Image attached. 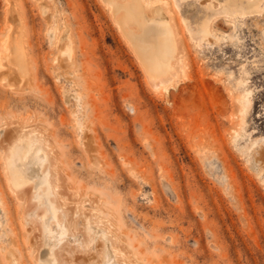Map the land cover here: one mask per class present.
Instances as JSON below:
<instances>
[{"label": "rangeland", "instance_id": "374dc122", "mask_svg": "<svg viewBox=\"0 0 264 264\" xmlns=\"http://www.w3.org/2000/svg\"><path fill=\"white\" fill-rule=\"evenodd\" d=\"M148 1L175 33L167 88L105 0H0V264L47 253L45 205L9 178L20 138L47 154L58 264H104L108 241L118 264H264V0ZM204 11L202 38L185 20ZM11 30L23 74L1 57Z\"/></svg>", "mask_w": 264, "mask_h": 264}, {"label": "bare ground", "instance_id": "6f19581e", "mask_svg": "<svg viewBox=\"0 0 264 264\" xmlns=\"http://www.w3.org/2000/svg\"><path fill=\"white\" fill-rule=\"evenodd\" d=\"M105 1L111 6L113 12L116 13V20L123 30L126 39L134 49V53H136L152 85L167 88L168 81L175 74V71H172V69H174L177 63L175 49H178V47L176 48L175 33L168 13L157 3H152L150 6L149 4L151 3L148 0ZM225 1L224 4H221V9L223 10L229 8V10L233 11L245 10L252 12L260 9L259 4L261 0ZM208 13L211 16L213 15L209 11ZM201 14L203 15V13ZM211 16L205 12L202 19L199 18L195 21L183 19L192 29L195 27L199 31L200 37L203 38L211 33L209 27L211 22H208ZM8 20L12 26H16L11 12L8 14ZM13 34V30L8 32L5 41L6 50L1 57L14 64L17 70L23 74L26 69L25 59L19 41ZM4 62H2L3 66H5ZM26 75H23V77ZM46 156L47 154L41 145L33 143L31 139L20 138L11 147L7 155V162L11 184L15 187H21L27 183H31L33 189L32 199L39 204L45 205L42 214V228L47 253L43 256L41 255L39 258L40 263L58 264L56 247L61 240L58 236L66 235L68 227L65 222L57 221V225L60 227V231L57 233L50 226L51 219L56 218L57 208L54 206V191L49 178V171L42 169ZM88 224L90 227L92 226L91 222H88ZM108 242L105 244L103 263L118 264L115 250Z\"/></svg>", "mask_w": 264, "mask_h": 264}]
</instances>
